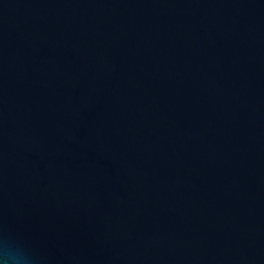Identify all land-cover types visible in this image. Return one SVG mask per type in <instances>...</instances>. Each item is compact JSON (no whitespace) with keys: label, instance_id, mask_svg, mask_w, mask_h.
<instances>
[{"label":"water","instance_id":"1","mask_svg":"<svg viewBox=\"0 0 264 264\" xmlns=\"http://www.w3.org/2000/svg\"><path fill=\"white\" fill-rule=\"evenodd\" d=\"M6 238L28 264H264V0H0Z\"/></svg>","mask_w":264,"mask_h":264},{"label":"clouds","instance_id":"2","mask_svg":"<svg viewBox=\"0 0 264 264\" xmlns=\"http://www.w3.org/2000/svg\"><path fill=\"white\" fill-rule=\"evenodd\" d=\"M30 257L11 239L0 244V261L2 264H28Z\"/></svg>","mask_w":264,"mask_h":264}]
</instances>
